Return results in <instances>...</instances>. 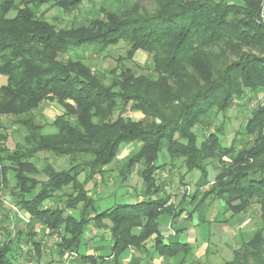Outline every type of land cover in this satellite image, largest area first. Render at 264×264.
Listing matches in <instances>:
<instances>
[{
    "label": "trees",
    "instance_id": "1",
    "mask_svg": "<svg viewBox=\"0 0 264 264\" xmlns=\"http://www.w3.org/2000/svg\"><path fill=\"white\" fill-rule=\"evenodd\" d=\"M16 3L0 0V76L7 80L0 87V117L14 119L22 140L12 148L0 130V174L6 188V171L16 173L20 193L12 199L31 217L32 232L26 240L21 232L17 242L0 241V264H20L21 242L41 254L37 225L60 237L59 256L72 252L78 264H121L131 248L181 259L178 264H202L189 243L177 240L180 231L162 234L160 219L167 215L174 226L186 207L208 200L220 202L233 217L260 206V228L224 264H264V108L252 114L229 145L224 144L225 124H217L234 101H245L248 93L264 94V0H100L91 16L65 27L49 23L43 8L73 15L94 0ZM146 3L156 11L150 13ZM121 43L127 47L124 60L135 63L138 52L147 54L158 78L146 81L130 70L120 76L95 71L78 57L82 48L100 56ZM216 64L222 68L215 69ZM48 100L64 112L46 132V125L36 124L35 110ZM166 104L170 114L161 108ZM135 112L160 123L143 125L129 116ZM135 144H140L135 154L118 160ZM41 154L68 156L74 166L56 171L47 165V182L23 175L29 170L39 175L34 160ZM179 163L184 176L200 177H191L193 193L176 205L161 177L170 166L172 175ZM114 165L123 184L141 167L142 200L102 210L93 193ZM209 168L218 171L214 181ZM180 184L192 187L184 179ZM92 226L111 235L110 257L82 252Z\"/></svg>",
    "mask_w": 264,
    "mask_h": 264
},
{
    "label": "rangeland",
    "instance_id": "2",
    "mask_svg": "<svg viewBox=\"0 0 264 264\" xmlns=\"http://www.w3.org/2000/svg\"><path fill=\"white\" fill-rule=\"evenodd\" d=\"M24 0H17L16 5L19 6L21 2ZM95 3L90 4L86 3L80 11L75 12L73 15H66L62 13L59 9H51L49 10V7L43 8V12H47L46 19L49 23L53 25V23H56L59 27H65L68 25H72L74 22H81L84 21L88 16H91L92 13L97 9V5L100 4V0H94ZM146 8L149 10L150 13H154L156 11V6L153 3H146ZM263 8V14H262V20L264 21V5ZM11 16H15V12L11 14ZM81 50H84L83 48ZM77 52L81 59L84 60L86 64L92 67L95 71H112L116 72L114 75L120 76L124 70H130L136 78H142L146 81L148 80V77L155 76L156 79L158 76L155 75V63L151 58L143 53L138 52L135 58V63H132L130 61L124 60L127 57L126 51L127 47L124 43L119 44L117 47H112L103 55H92L89 52ZM253 52L258 55L260 53L259 51L254 50ZM77 57V58H78ZM69 57L66 55L63 57L64 60L68 59ZM76 58V57H75ZM232 58V57H231ZM60 59V60H63ZM230 60H233L230 59ZM222 68L221 65H215V69ZM117 70V71H115ZM5 79L4 77L0 76L1 79ZM7 82V80H6ZM165 112L169 111L168 114H170V104L163 105L161 107ZM260 108H264V94H259L258 96L252 97L251 93H248V99L245 101L236 100L234 101V105L230 108V110L225 114V116L221 115L219 120L217 121V124L220 125L221 123L225 124V134L226 139L224 140L225 145L231 144L232 140L235 137V133L239 130H241L248 122V120L251 118L253 113H256L257 110ZM167 109V111H166ZM64 112V109L58 105L57 102L54 101H46L42 103V105L35 110V114L37 116L36 124L39 126L46 125V132L51 131V128L49 124L53 122L57 116H60ZM129 116L134 121H141L143 122V125H151L153 123L159 124V121H155L154 119L148 118L146 119L142 114L140 113H129ZM1 126H5L4 129H2ZM0 130H2V133H7L10 137L9 144L10 147H15L16 143L20 142L22 140L21 134L15 133L17 130H19V127L14 124V119L6 118V117H0ZM140 147V144H135L131 147H129L124 153H121L118 156V160H124L128 157L135 154ZM83 155V154H82ZM86 157V155H84ZM89 158V156L87 157ZM34 163L38 166V172L39 175H31L30 170L23 171V175H27L31 177L32 179H35L39 182H47L48 176L45 174V169L47 168V165L51 166L56 171H63V170H70L72 166V163L70 162V158L68 156H55L51 154H41L39 155V158L34 160ZM164 163V158H161L159 161V165H162ZM177 169L174 171V173L171 175L172 167H167V171L162 175V179L164 180V183L167 184L168 189L166 192L171 197V202L173 204L176 203L174 201L179 195V197H182L184 195V188L185 185H181L180 181L181 179H184L185 182H187V185H191L192 191L194 190V183L191 181V177H200V173H194L193 175H186L185 171L181 168V164L176 165ZM116 166L114 165L112 168H109V170H112V173L109 172V174H106V183H103L102 180H98V187H97V193L94 194V197L97 199H101L99 201V205L103 209H108L113 207L116 204H128V203H135L138 201V195L141 192V184L140 179L137 176L136 178L132 177L129 181H127L125 184L119 182L117 179L116 174ZM141 167L138 166L135 173L139 171ZM7 172V178L8 183L6 185V188H4L3 183L1 182V174H0V241L6 242L9 238L10 240H13L17 242L16 238L19 233H27L32 232L29 228L30 221L29 218L31 217L22 212L19 207L14 203L12 196H14L15 193H20L19 190H15L16 187V180H15V172L14 171H6ZM218 171L214 168H209V180L214 181L215 177L217 176ZM81 180L83 179V174L80 175ZM40 188V186H38ZM178 199V198H177ZM46 205L48 207L53 206V203L46 202ZM62 204H58V206H61ZM13 207H16L15 209ZM21 215V216H20ZM199 215V213H198ZM198 215H194V221L198 220ZM208 217V220H211V214L206 213L205 214ZM231 215H227L226 218H229ZM225 217V215H224ZM249 226L245 229L246 236L243 238V240H249V237L253 236L254 231L258 230L260 228L261 223V210L260 206L255 204L250 211V213L247 215ZM167 222H171V218L168 216H163L160 220V223L162 225V233L166 236V233H169V231L165 228V225ZM182 223H176L174 225L175 229H179ZM188 226V224L186 225ZM221 226L219 223H211L206 224L202 228L197 229L195 231L191 230L188 233H184L183 235H179L178 241H181L182 243H189L190 237L193 236V240H199L198 237H209L211 243L218 244L220 241L224 242L226 241L229 243L231 234L229 232L230 227L223 228L219 227ZM42 227L37 226L36 229L40 230ZM169 229V227H168ZM224 230V231H221ZM96 234L95 227H91L90 230L87 233V237L91 238ZM10 236V237H9ZM49 232L47 231L46 234L43 233H37V239L36 241L41 243V254L36 252L35 246L30 244V250L33 252L32 256L30 258L33 261H40V264H52V261H56L55 258H61L58 254V243L60 242V237L57 234H52V238L49 239ZM90 236V237H89ZM190 236V237H189ZM241 237V236H240ZM237 238L234 237V240ZM90 240V239H89ZM239 240V239H238ZM194 243V241H192ZM190 242L191 244H193ZM244 242V241H243ZM243 242H240V245L237 246V249L243 244ZM102 245L106 246V250H104L103 253H110V241H102ZM14 249V247H13ZM47 250V251H46ZM212 254L209 257L210 259H207L206 261H202V264H223L226 261L232 260L233 256H230L231 253L229 249H224L221 244H219L218 248L217 246H212ZM66 261L69 264L77 262V255L68 252L65 254ZM105 255V254H104ZM45 256V257H44ZM53 259V260H52ZM181 260V259H180ZM16 263V262H15ZM58 264H60V261H57ZM78 263V262H77Z\"/></svg>",
    "mask_w": 264,
    "mask_h": 264
},
{
    "label": "crops",
    "instance_id": "3",
    "mask_svg": "<svg viewBox=\"0 0 264 264\" xmlns=\"http://www.w3.org/2000/svg\"><path fill=\"white\" fill-rule=\"evenodd\" d=\"M6 83H7L6 80L2 78L0 80V87L5 86ZM128 148L129 147L125 148L122 153H124ZM137 176H138L137 174L133 175L134 178H136ZM83 178H84V176H83ZM140 184L142 187L141 179H140L139 185ZM179 196L177 197L178 199L176 198L174 200V201H176V203H175L176 205H178L182 200V197H179ZM141 200L142 199L138 197V201L141 202ZM186 208H187L186 211L183 212L177 218V223L178 224L182 223L179 229H175L174 226H171V225H173L172 220L170 223L169 222L166 223L165 228L169 231V233H166V236L171 234V232L169 230L170 228H173L174 230L180 231L179 235H183L186 232L187 233L189 231L191 232V230L195 231L197 229L202 228L204 225L211 224V223H219L221 225L219 227H223V228L230 227L229 232L231 234V238H230L229 243H227L226 241H224V242L220 241L218 244H215V243L213 244L210 242L209 237H204L202 235V237L201 236L198 237L200 239V241H199V240H195V239L193 240V236H191V237L189 236L191 238L190 242L194 241V243L192 242L193 244H191L189 242V244L193 247L194 256L200 262H202L204 260L206 261L207 259H210L209 257L212 254L211 249H212V246H214V245L217 246V248H218L219 244H221L224 249H229V251L231 253L230 256H233V252L237 249V246L240 245V242L246 241V240H243V238L247 237L246 236L247 232L245 231V229L248 228L249 223H250L248 221V218H247L248 214L240 216V217L230 216L229 218H226L227 215H231V214L225 213V209L220 202H218V201L213 202L212 200H208L206 202H200V203L195 201L193 204H190V206H188ZM194 208H196V209H194ZM192 209H194L195 212H193V214H190V210H192ZM198 213H199V215H198ZM206 213L211 214V220H208V217L205 215ZM196 214L198 215V220L194 221L193 216ZM224 215H225V217H224ZM164 216H167V215H164ZM187 224H188V226H186ZM37 226H41V225H37ZM161 227H162V225L160 223V229H162ZM168 227H169V229H168ZM95 230H96V234H94V236H92L91 238H88V237L85 238V242L87 245H86V247H82V252L84 251L87 255L103 256L105 258L110 257L112 254L111 235L109 233L100 232L96 228H95ZM221 231H224V230H221ZM34 232L35 233H43V234L47 233L44 231L43 228H41L40 230L35 228ZM161 232H162V230H161ZM30 233L31 232H27V233L22 234V238L24 240H26L27 237H29L28 234H30ZM179 235H178V237H179ZM48 237H49V239L52 238L50 235ZM234 237L237 239L234 240ZM31 238H32V236H31ZM249 239H250V237H249ZM108 240L110 241L109 247L111 249H110V253L106 254V253H103L104 250H106V246L102 245V241H108ZM247 241H249V240H247ZM152 246H153V242H151L147 245L148 251L151 250ZM12 247H14V249L15 248L17 249L18 246L16 247V245L14 244ZM28 252H30V256L33 255L32 254L33 252H31V250H30V244H27L26 242H21L19 245V255H18V257L20 259V264H38L36 261H33L32 259H30V261L27 259V253ZM65 256L66 255L60 256L61 258H55L56 261H54L52 259L53 260L52 264H58L57 261H60V264H69L66 261V258H64ZM109 259L112 260L113 258H109ZM179 261H180V259H177V258L172 259V258H168V257H161V256H158L156 254H150V252L142 253V252L138 251L136 248H131L130 252L122 259L121 264H178ZM229 261H231V260H229ZM72 264H78V263L75 261V263H72Z\"/></svg>",
    "mask_w": 264,
    "mask_h": 264
},
{
    "label": "built area",
    "instance_id": "4",
    "mask_svg": "<svg viewBox=\"0 0 264 264\" xmlns=\"http://www.w3.org/2000/svg\"><path fill=\"white\" fill-rule=\"evenodd\" d=\"M209 189V186H207V187H205V188H203L202 190H208ZM193 193V191H192V188H190V187H186L185 189H184V194H187L188 196L189 195H191ZM14 209L16 208V207H13ZM21 216V215H20ZM28 221H30V218H29V220ZM170 230V232L174 235L175 233L172 231V229L170 228L169 229Z\"/></svg>",
    "mask_w": 264,
    "mask_h": 264
}]
</instances>
